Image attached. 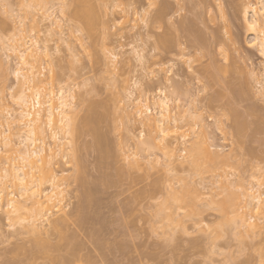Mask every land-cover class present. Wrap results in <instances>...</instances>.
I'll return each instance as SVG.
<instances>
[{
	"label": "rangeland",
	"instance_id": "374dc122",
	"mask_svg": "<svg viewBox=\"0 0 264 264\" xmlns=\"http://www.w3.org/2000/svg\"><path fill=\"white\" fill-rule=\"evenodd\" d=\"M5 1L0 0V118L8 113L14 115L13 111H18V106L13 101L22 89L28 87L13 75L18 67L16 55L8 52L7 58V52L2 50L4 42L5 45L9 44V39L15 33L21 34L22 38L26 36V40H36L39 48L45 47L53 60L52 80L49 65L41 54L36 60L28 59L42 82L26 88L27 95L32 97L35 91H39L43 102L45 92L52 88L56 94L57 89L63 87L72 88L75 96L72 107L67 111L70 129L74 126L75 134L62 139L60 148L52 149L53 157L47 156L45 163L43 162L57 175L60 187L55 192L62 191L60 197H57L61 201L59 204L55 203L57 207L51 208L49 220L64 219L68 214L69 219L61 227L63 235L58 233L60 229L55 230L44 223L47 227L44 224V227H40L42 230L39 239L42 240L39 242L47 240V244L59 243L64 247L66 241L80 236L74 241H79V245L83 246L79 253L82 259L98 261L99 264H106L108 261L112 264H128V261L141 259L155 261L156 264H205L206 260L208 264H212V261L230 260L260 264V252L264 248V224L258 220L260 217L245 209L251 216L243 218L249 223L253 219L251 223L256 221L259 226V231L257 228L255 233L253 230L250 233L245 228L241 227L240 230L235 227L236 221H230L235 215L229 214L232 217L226 222L227 219L225 221L224 214L219 212L217 206L222 200L229 199L232 193L240 197L244 192H250L251 185H260L257 181L261 175L259 168L264 164V144L261 143L264 139V105L255 98V90L259 85L248 79L246 73L249 69L256 70L258 74L264 70V57L259 55L258 47H249L253 42L254 32L248 31L241 9L248 2L254 3L257 0H163L161 9L169 15L178 10V2L184 6L183 16L177 17L180 21L179 38L175 32L160 33L156 31L155 25L145 28L139 23L138 13H143L151 0ZM35 2L42 7L35 5ZM42 2L43 5L52 7L43 8ZM63 3L70 7L65 10V16L61 17V9L55 6ZM28 4H32L33 8L29 9L26 6ZM82 9L83 12L92 10V13L87 14L88 19L87 15L82 14ZM209 12H214L211 19ZM52 13L51 19L59 21V26H51L52 20L44 19ZM79 13L84 19L77 15ZM166 21L165 15L157 22L164 27ZM225 29L228 30L227 38L224 36ZM19 37L16 38L20 39ZM161 39H164L166 48L160 46ZM222 45L230 58L231 66H225L222 70L230 75L221 77L215 71H210V61L215 60L217 67H220L219 49ZM201 47L206 48L209 59L194 63L193 68L209 82V94L200 101L199 112L203 115L198 121L184 116L178 121L179 130L170 128L163 143H158L157 139L158 144L155 141L154 145L149 128L141 124V118L136 115L131 101L143 96L153 101L160 95L157 90L166 87V95L174 103L171 89L178 84H186L191 76L187 71V61L179 60L178 57L184 54L192 58ZM137 49L145 58L143 63L137 62ZM112 56L116 59L113 60ZM9 67L12 69L11 73L8 71ZM169 71L173 73L171 85H168ZM135 81L139 87H134ZM130 91L132 95L128 98ZM173 103L171 107L174 106ZM234 105H241V112L225 121L223 128L218 131L215 120L208 119V116ZM180 111L181 109L174 111L177 119ZM11 119L9 117L10 121H14ZM0 121L3 122L2 119ZM17 123L16 121V125L20 122ZM11 124L12 132L18 133L13 123ZM192 124L196 125L197 129L195 125L194 129L198 131L193 136ZM197 125L208 127H205V132L209 133L206 134L209 150H224L231 159L199 161V167L190 166L185 158V151L188 150L187 145H190L191 139L199 133ZM20 127L22 125L19 124L17 129ZM45 127L46 149H49L48 146L53 147V142L49 137V128ZM6 128L4 125L2 129ZM96 131L104 137V147L101 149L94 144L93 135ZM141 132L145 134L143 140L140 139ZM182 134H185L186 139L180 138ZM5 136L18 142L16 134L8 132ZM63 136L64 134L60 135ZM149 137L154 148L150 144L148 149L151 150H148L142 145L145 150L142 151V146H139L140 149L138 145ZM167 143L168 149L175 154L171 172L165 151L161 148ZM157 145L160 147L155 148ZM0 153L4 157V152ZM3 157L0 162L5 160ZM79 167L81 176L77 173ZM229 168L234 169V172H227L231 181L225 175ZM217 184L222 185L221 189L227 188L230 195L225 199H217L220 193L213 187ZM233 187L243 188V192L234 193ZM260 191L264 193L261 185ZM13 192L16 198L18 194L14 190ZM172 193L177 197L182 196V199L184 197L187 205L184 204V207L181 204V198L180 203L177 202L176 196L169 198ZM194 195L198 196L197 199H193ZM233 195L230 199H233ZM84 199L88 205V209L86 204V208L83 205L86 213L82 212L80 217L74 215ZM213 199L216 204L211 203ZM157 200L160 204L154 203ZM245 210L239 209V214L246 213ZM229 215H226L227 218ZM6 216L4 208H0V235L8 231L9 219ZM80 221L83 227L80 226L79 229L76 226ZM20 226L17 224L16 231L9 236V240L13 242L8 248L0 247V261H24L25 264H32L42 260L59 261L61 257L67 256L65 250L42 252L40 243L38 246L32 240L36 235L30 236V230ZM75 229H78V236L69 239L72 232L75 234ZM91 229H94V235L90 233ZM133 231L140 238L130 244L126 237ZM164 237H170L173 242L165 243L162 239ZM36 238L38 241V237L35 240ZM39 247L40 250L36 249Z\"/></svg>",
	"mask_w": 264,
	"mask_h": 264
},
{
	"label": "bare ground",
	"instance_id": "6f19581e",
	"mask_svg": "<svg viewBox=\"0 0 264 264\" xmlns=\"http://www.w3.org/2000/svg\"><path fill=\"white\" fill-rule=\"evenodd\" d=\"M3 1H5V0H3ZM35 1H37V0H35ZM46 2H48V1L46 0ZM248 3L251 4L252 7H255L257 1L254 2V3H252V1H250ZM37 4L35 2V5H37ZM42 5H43V2H42ZM246 5H244L243 8L241 7V9H243L242 13H243L244 18H245L244 8H245ZM40 7H42V6H40ZM83 11L84 10L82 9V12ZM91 11L87 10L86 12H83L82 14L83 15H87V14H90ZM78 12H80V11H78ZM164 13H166V11L161 9L158 12V16L163 17V16H165ZM249 13H250V15L247 18V22H246V18L244 19L245 23H250L251 22V9H249ZM77 15H80L81 16L80 18L82 19L83 16L80 13L77 14ZM52 16H53V13L52 14H48V15H46V17H44V19L51 21L52 20L51 19ZM88 16L89 15L86 16L87 17L86 19H88ZM83 19H84V17H83ZM89 19H90V17H89ZM54 20H52V22H50L51 23L50 25L51 26H54V25L59 26V23L56 20L55 21ZM258 23H259V19H258ZM253 35H254L253 36L254 37L253 41H256V47H258L257 50L259 52V42H260V40H264V36H260L257 32H254ZM17 36H20L19 37L20 39H17L16 38ZM24 38H26V36L25 37L23 36V38H22L21 34L17 35V33H15L14 36L12 37V39H11L12 40V44H7L6 43V45H5V42H4V46H3L2 50L7 52V54H6L7 58L9 57L8 52L16 55V58L18 59V63H17L18 67L14 70L13 75H14V77H15V79L17 81H21L25 86H28L26 88L29 89L30 85H33L35 83H40V82H42V80L39 79V77H38L39 73H37L34 70V65L31 64V62H29L31 60L28 61V59L32 58L33 60H36L37 57L41 54L42 57H44V59L48 63L47 65H49V70L52 73L51 74V79L52 80L54 78V72H53V66H52L53 65V60H52L51 55L48 53V51L46 50L45 47L43 49L39 48V44H38V42L36 40L35 41H31L32 39L26 40L28 38H26V39H24ZM159 44L163 48L167 47L164 39H161L159 41ZM11 47H15V48H17L19 50H22V51L26 52L27 56H26L25 60L24 61H20L19 56L16 53L10 52L9 48H11ZM29 48H31L30 52L28 51ZM112 57H115V56H112ZM143 59L145 60L144 57H143ZM16 71L20 72L19 78H17V76L15 75ZM256 83H257V85H259L258 80H257ZM133 85H134V87H136L138 85V82L135 81ZM41 87L43 89V86H41ZM26 88L22 89L21 92H19L18 95L16 96V99H18L21 96V94L23 93V97H24L23 102L16 103V106H18V108H17L18 111L17 110H16L17 112L13 111L15 113L14 115H13L12 112H11L12 114H9L8 113L9 111H7L8 115L7 116H6V114L2 115L1 118H0L4 122V124H3V122L0 121V152H4V157L1 156L2 154L0 153L1 154L0 158L3 157L5 159L3 162H0V174H3L4 172H6L7 173V177H8L2 183H0V191L3 192V196L0 197V208H1V210L4 208V210H5L6 214H7V216H6L7 219L11 218V220L14 223H16V225L19 224V226H20L21 225L20 221H25V223L23 225H21L22 227L21 226L20 227L21 228H26L27 230L29 229L30 230V234L34 232L35 235H36V236L35 235L34 236L38 237V241H37V238L35 240V237L32 240H34V242H36V244L39 246V243H40L39 241L42 240V239H39V238H41V237H39V235L41 236L40 233H41V230H42V229H40V227L44 223H47V225L53 227L55 230L60 231L61 227L62 226L64 227V225L68 221L67 219H69V218H67L68 215H69L68 214V215L64 216L65 217L64 219H62V218L60 219L59 218V219H56L55 221L49 220V217L51 215V213H50L51 212V208L53 206H54L53 208H55V206L57 207V205L55 203L57 202V204H59V202L61 201V199L60 198L57 199V197L58 196L60 197V194L62 193V191L59 192V193L55 192V190L60 187L59 180L57 178V175L50 168V166H47V165L44 164L45 163L44 160L47 159L46 158L47 156L50 157V158L53 157L52 156L53 155L52 154V149H55V148L59 149L60 148V144L62 142V139H66L65 137H68L69 135L73 136L75 134L76 128L74 126H72V128L70 129V124H69V120H68V117H67V111H68V109H70L72 107V103H73V100L75 99V96L72 93V88L59 87L57 89L56 94H54V92H53V90L51 88V89H49V92H47V93L45 92L44 93V101L41 102V93L39 91H35L33 96L30 97L26 93ZM160 88H159L160 91L157 90L158 93L160 94L159 97L157 99H153V101H150L147 96H143V97L141 96L142 98L137 97V98L134 99V101H133V99L131 101L132 102L131 106H133V109H135L136 115L141 118V124L143 126H147L149 128V131L151 132V133L149 132L150 133L149 135L151 136V140H152V142L154 141V143H155V141L157 139H159L158 141H164L165 140V136L163 135V133L167 132V130L170 132V128H172V129L175 128L176 131L179 130L178 128H180V127H178V126H180V124L177 125L178 121H181L182 118L185 116V110L184 109L187 107V105H183L182 106V104H181V105L178 106V105L175 104V102L173 103V101H171L169 99V97H167V95H166L167 94L166 87L165 88L162 87L163 89L162 88L160 89ZM36 89L38 90V87ZM37 94H39V102H38L39 103V107H36ZM128 95L130 97H128V96L127 97L131 98L132 92L130 91L128 93ZM165 101H168L167 107H165ZM171 103H173L174 106L171 107ZM145 108H150V115L148 114V112L144 111ZM175 109H181V111L179 112V116L180 117L178 116L179 119H177V117H176V115L174 113ZM5 110H7V107H6ZM141 112L144 113L143 117L139 114ZM9 117H10V119L13 118L14 121H10ZM16 121L18 123L20 122L19 123L20 126L22 125V127L24 128V129H22L23 131L21 130L22 127H20V129L19 128L17 129V127H19V124L17 123L18 125H16L15 124ZM11 123H13L14 128H16V130H18V133L16 131L12 132L13 128H11L12 127ZM4 125L7 127L6 129H2L4 127ZM194 125L195 124H192L193 129L196 127V125H195V127H194ZM44 126H46L47 129L49 128V131H50L49 132V134H50L49 137H50V139L53 142V147L48 146L49 149H46L47 146H46V142H45L46 135H45ZM205 127L203 128V126H198V128L200 129V130L198 129L199 133L197 135L194 134L195 136L191 139L190 145H187V146H189L188 150L185 151L187 153V156L185 157L186 160L188 161L190 166H193L195 168L199 167L200 163H199L198 160L194 161L192 159V154H191L192 153V145H193L194 141L197 138L201 137V139H202L203 137H206L209 134V133L205 132L206 131ZM181 128H182V126H181ZM206 128L208 129V127H206ZM196 129H197V127H196ZM19 130H21V131L19 132ZM8 132H10L13 135L16 134L17 138H18V142H13L10 139V137L5 136V134H7ZM196 132H198V131H196ZM207 132H209V131H207ZM61 134H64V136L60 137ZM93 136L95 137V139H94L95 143L94 144H96L97 148H99V149L103 148L104 147V145H103L104 137L100 133H98L97 131L94 133ZM192 136H193V132H192ZM211 136L212 135H210V137ZM180 138L186 139L185 134H182ZM210 140H211V138H210ZM6 141H7V143H5ZM107 142H108V140H107ZM156 143H157V141H156ZM156 143L154 145H156ZM150 144L152 145V143L150 142V137H149L148 139H146V141L145 140L144 141H140L138 147L139 146L141 147L143 145V146L147 147V149H148L149 147H151ZM167 145H168V143L165 144V146H163L164 148L163 147H161V148H162V150L165 151V156H166V158L168 160V169L171 172L172 166L174 164L173 162L175 161V160H173L175 154L172 152V150L168 149ZM143 146H142V149L140 147L139 148L142 151H145ZM214 146H213V148H214ZM158 147H160V146H158V145H157V147L155 146V148H158ZM152 148H154L153 145H152ZM148 150H151V149H148ZM211 150L212 151H210L209 148L206 147V149H205L206 157H205V159L203 161H205V160H207V161L208 160H210V161L211 160L212 161L215 160V162H216V160H217V162H218L219 160H227L228 157H230V159H231V156H228V153H226L227 154L226 155L225 152H223L224 150H221L219 148L217 150L216 149H214V150L211 149ZM132 155H134V153ZM134 158H135V156H134ZM135 159H137V158H135ZM131 161H132V159H131ZM134 161H137V160H134ZM79 163H80V161H79ZM46 164H47V162H46ZM136 165H137V163H136ZM211 165H210V167H211ZM214 165H215V163H214ZM217 165H218V163H217ZM78 166H80V165L78 164ZM212 167H213V165H212ZM80 168L81 167L78 168V172L77 173L81 176V172L82 171L79 172ZM76 176H78V175H76ZM76 179H77V177H76ZM20 180H24V184L23 185H21L19 183ZM214 182H216V181L214 180ZM216 183H218V182H216ZM225 183L227 184L229 182H225ZM45 186H47V187H45ZM205 186H203V188ZM220 186H222V185H220ZM21 187H23L24 191L20 190ZM213 187H215V186H213ZM213 187H211V188H213ZM224 187H225V184H223L222 188H224ZM12 189L14 191H16V193L18 194L19 197L17 196L15 198V196H14L15 193L13 192ZM212 190H214V189H212ZM249 190H250V192H244L243 195L241 194V196H240L241 198L239 197L238 194H234L233 195V193H232L233 199H230V197L232 196L231 195V196H229V199L226 198L227 200H222L219 203V205L217 204V206L220 209L219 212L224 214L225 221L227 219L226 222H228L229 221L228 219L230 217H232L229 214L235 215V218L230 220V221H232V223L236 221L234 223V224L237 225V226L234 225L236 228L239 227L238 229H240L242 227V229L245 228L244 230L247 231V232H250V230L251 231L253 230L254 233H255V230L257 228H258L257 230L259 231V226L257 225L258 222L253 221V223H249L247 221V219H245L243 217H245L246 215L247 216L248 215L251 216V214L249 213L250 211L255 213V215L257 214L255 206H261L259 202L262 199H264V193H262L260 191V185H255V186L251 185ZM206 191H207V189H206ZM171 192H169V193L171 194ZM87 193H88V191H87ZM83 194L85 195V193H83ZM89 194H88V196H89ZM193 194H195V193H193ZM206 194H207V192H206ZM195 195H194L193 199L198 197V196L195 197ZM235 195H237L238 197L237 196L234 197ZM174 196L177 197L176 194L173 195V193H172L171 197H169V198H174ZM188 196H189V194H188ZM188 196L185 197V198H187V200H189ZM177 198H178L177 202H179V200L182 199V196H178ZM179 198H181V199H179ZM85 199H84V203L83 202L79 203L78 207L76 208V210L74 212L75 213L74 215H77L79 217H80L81 214L83 215L82 212H85L84 211V206L86 208V205H87V203H86L87 199L86 200ZM223 199H225V198H223ZM238 199H239V201H238ZM183 200H185L184 197H183V199L180 202L185 207L187 205L186 204L187 202H186V200L184 202H182ZM214 202L215 201L213 199V202H211V203H214ZM9 203H11L13 205L12 209H10L8 207ZM88 203H90V202H88ZM91 203H92V201H91ZM165 203L163 204V206L165 205ZM239 203H241L242 205L239 204ZM84 204H86V205H84ZM184 204H186V205H184ZM214 204H216V202ZM189 205H191V204H189ZM241 206H242V208H241ZM64 207H63V209H64ZM89 207H92V205L91 206L89 205ZM237 207H239V209L242 210V211H243V208H244V210L247 209L249 212H246L247 210H245V212L248 213V214H246V213H244L242 211H241L242 213L239 214L240 211H239V209ZM86 209H88V205H87ZM165 210H167V209H165ZM71 214H73V213L71 212ZM226 215L227 216L229 215V217L227 218ZM258 216L260 217V219L258 218V220H261L262 216H264V212H262ZM258 216H256V218ZM166 217H168V216H166ZM221 217H223V216H221ZM168 219H171V218H168ZM63 222H64V224H63ZM254 222H256V223H254ZM44 225L42 227H44ZM81 225H82V222L80 221V224L77 225L76 228L78 227L80 229ZM81 227H83V226H81ZM242 229H240V230H242ZM76 230H78V229H75L74 231H76ZM92 230H94V229H91L90 233L94 235L95 232L92 233ZM77 232L78 231H76L75 234L72 232V234L70 235L71 237L69 236V239L72 238V236L73 237H77L78 236V234L76 235ZM58 233L63 235L62 234L63 233L62 230L60 232H58ZM61 235H60V237H61ZM79 237L73 238V239H70V240L67 239L69 241L68 242L66 241L67 243L65 242L66 245L64 247H62L59 243H57L55 245H52V244H50L51 242L49 244H47V240L46 241H41V243H40V246H41V249H42L41 251L44 252V253L45 252L47 253L48 251L49 252L50 251L59 252L61 250H65V252L67 253V256L61 257V259L59 260L61 262V264H63V262L65 260L83 258L79 254L80 251L83 249L82 248L83 246L79 245L80 244V243H78L79 241L76 242L77 241L76 239H78ZM61 238H64V236H62ZM74 240H76V241H74ZM34 242H33V244H34ZM74 242H76V243H74ZM37 245H34V246L38 247ZM99 245H101V244H99ZM36 249L40 250V247L36 248ZM39 250H37L36 252H39Z\"/></svg>",
	"mask_w": 264,
	"mask_h": 264
},
{
	"label": "snow or ice",
	"instance_id": "6c2138e0",
	"mask_svg": "<svg viewBox=\"0 0 264 264\" xmlns=\"http://www.w3.org/2000/svg\"><path fill=\"white\" fill-rule=\"evenodd\" d=\"M29 9L33 8L32 4L26 5ZM24 7V5H22ZM43 7L48 8L52 7L50 5H43ZM55 7H59L61 9L59 15L61 17L65 16V10L69 9L70 5L67 3H63L61 5H56ZM163 7V0H151V2L145 7V10L143 13H138V20L139 23L142 24L145 28H149L153 25L156 27V31L163 33L165 31H172L175 32L176 37L179 38L180 36V31H179V23L180 21L177 19V17H182L183 16V5L180 4L179 2L177 3V11L172 13V14H167L164 13V15L167 16V21L166 25L164 27H161V25L157 22L162 19V17L158 16L157 13L160 11V9ZM249 9H251V22L247 23L248 31L249 32H257L260 36H264V0H257L256 6L252 7L251 4H247L244 8V15L247 18L250 15ZM214 12H209V19L212 18ZM66 19V17H65ZM259 19V23H258ZM59 23V21H57ZM79 34V33H78ZM14 36V34H13ZM224 36L227 38L228 37V30L225 29ZM149 39H152V37H149ZM179 42V40H178ZM9 44H12V40L9 39ZM256 46V41H253L249 47ZM200 47V46H198ZM10 52L16 53L19 56L20 61H24L27 53L19 50L15 47L9 48ZM28 51H31V48L28 49ZM137 52V62L138 63H143V56L140 53L139 49L136 50ZM220 53V67H217L216 61L212 60L210 61L211 63V68L210 71H215L217 75H230V73L223 72V68L225 66L230 67L231 66V61L230 58L226 55L225 53V48L222 45L219 49ZM111 55V53H109ZM215 53H213V56ZM259 55L261 57H264V40H260L259 42ZM113 60L116 59V57H112ZM179 60H186L187 61V71L188 73L191 74V76L188 79V82L186 84L181 83L178 84L175 88L171 89V94L174 99V102L176 105H181V103H184L187 105L185 109V116H191L193 120H200L202 117V113L199 112L200 108V101L201 98L207 97L209 94V82L202 77L200 73L197 71H194L193 64L194 63H201V60H208V53L206 48L201 47L200 50L196 51V55L192 58H188V56L181 54L178 57ZM262 68H264V62H262ZM9 73L12 72L11 67L8 69ZM15 75L17 78L20 76V72L16 71ZM173 73L171 71L168 72V85L172 84V77ZM246 76L248 79H250L253 82L259 83V87L255 90V98L256 100L261 104L264 105V70L260 71L259 74L257 73L256 70L254 69H249L248 72L246 73ZM177 80H179V77H177ZM139 87V85H137ZM24 97L23 93L21 96L14 100L13 103H21L23 102ZM37 103L36 107H39V94H37ZM168 101H165V107H167ZM195 106V107H194ZM246 107V106H243ZM242 110L241 105H234L230 108H225L223 111H218L217 113L208 116V119L210 120H215V123L217 124V130L219 131L221 128H223V124L225 121L231 120L234 115H238ZM145 112H148L150 115V108H145ZM142 117L144 115L143 112L139 113ZM193 133H195L197 130L193 129ZM144 132H141L140 134V139H144ZM164 136H167L168 133L165 132L163 133ZM7 143V141L5 142ZM158 143H163V141H158ZM208 143V138L203 137L197 138L193 145H192V159L194 161H203L206 157V152L205 149L207 147ZM262 144H264V139L261 141ZM187 155V153H185ZM259 171L261 173L259 181H257L261 185V189L264 190V164H261ZM227 172H234V169L229 168L227 169L225 175L227 177ZM7 173L4 172L3 174H0V183H2L5 179H7ZM231 181V177H227ZM255 179V177H253ZM19 183L21 185L24 184V180H20ZM216 190L220 193V195L217 197V199H223L226 198L230 195L229 191L227 188L221 189L220 185L217 184L215 185ZM21 191H24L23 187L20 189ZM232 192H243V188H235L233 187ZM3 196V192L0 191V197ZM156 204H160V201H154ZM261 206H255L256 207V212L258 215H260L262 212H264V199H262L260 202ZM8 207L10 209L13 208V205L9 203ZM25 221H20V224L23 225ZM251 223V221H250ZM261 223L264 224V216L261 218ZM16 231V224L13 223L11 218L8 220V231L4 232L2 235H0V247H3L5 249L8 248V246L13 242L9 240V236ZM30 236H34L35 233L29 234ZM139 234L135 231L129 233L126 237V239L130 242V244H134L138 239H139ZM15 239V237H14ZM165 243H171L173 242L170 237H164L162 238ZM215 250V246H213V253ZM261 255V260L260 264H264V248L261 249L260 252ZM0 264H25L24 261H0ZM32 264H61L60 261L56 260H42L39 262H32ZM63 264H99L98 261H92V260H87V259H72V260H65ZM106 264H112L111 261L106 262ZM128 264H156L155 261H145L144 259H141L139 261H128ZM205 264H208L207 260L205 261ZM212 264H244V261L242 260H230V261H212Z\"/></svg>",
	"mask_w": 264,
	"mask_h": 264
}]
</instances>
